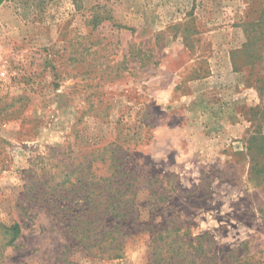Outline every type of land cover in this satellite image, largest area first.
<instances>
[{
  "label": "rangeland",
  "instance_id": "rangeland-1",
  "mask_svg": "<svg viewBox=\"0 0 264 264\" xmlns=\"http://www.w3.org/2000/svg\"><path fill=\"white\" fill-rule=\"evenodd\" d=\"M262 4L5 0L0 264H62L66 245L78 264H151L172 230L195 241L209 232L199 260L264 264V63L239 52L240 22ZM115 141L138 176L137 225L119 258L72 247L48 194L72 158ZM14 222L22 233L4 248Z\"/></svg>",
  "mask_w": 264,
  "mask_h": 264
},
{
  "label": "trees",
  "instance_id": "trees-1",
  "mask_svg": "<svg viewBox=\"0 0 264 264\" xmlns=\"http://www.w3.org/2000/svg\"><path fill=\"white\" fill-rule=\"evenodd\" d=\"M4 1L0 0V5ZM262 3L257 19L240 22L246 40L239 52L247 56L251 64L255 59L264 63V0ZM122 148L123 146L115 141L101 150L95 149L90 153V158L86 157L83 162L76 163L72 158L62 173L64 180L48 193L51 194L49 200L54 203L53 210L58 215L57 219L70 220L68 227L73 237L72 247L81 246L87 251L98 247V250L103 249V252H106L105 255L108 253V257L122 256L121 237L128 236L133 229L131 227L137 225L134 196L138 182V176L125 169L120 156ZM97 163L101 164V169L102 166L106 168V174L98 173L100 167L96 165ZM21 233L22 225L19 222L4 225V248L15 246ZM208 235L209 232L195 241L180 238L172 230L160 239L151 264H220L219 255L216 257V254L213 259L206 258V254L201 260L198 259L204 254L203 250H207L212 244L209 240L206 241ZM168 238L171 240L168 241ZM70 251L71 246L66 245L60 258L62 264H78L70 259ZM207 260L210 262L205 263Z\"/></svg>",
  "mask_w": 264,
  "mask_h": 264
}]
</instances>
